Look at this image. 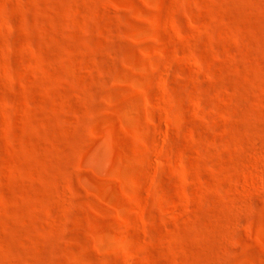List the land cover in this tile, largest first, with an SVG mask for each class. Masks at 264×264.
<instances>
[{
    "label": "rangeland",
    "instance_id": "1",
    "mask_svg": "<svg viewBox=\"0 0 264 264\" xmlns=\"http://www.w3.org/2000/svg\"><path fill=\"white\" fill-rule=\"evenodd\" d=\"M0 264H264V0H0Z\"/></svg>",
    "mask_w": 264,
    "mask_h": 264
}]
</instances>
